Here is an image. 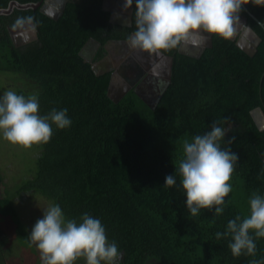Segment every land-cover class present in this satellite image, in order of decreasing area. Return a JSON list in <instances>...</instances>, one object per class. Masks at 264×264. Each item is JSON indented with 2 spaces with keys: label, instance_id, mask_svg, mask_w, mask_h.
<instances>
[{
  "label": "trees",
  "instance_id": "1",
  "mask_svg": "<svg viewBox=\"0 0 264 264\" xmlns=\"http://www.w3.org/2000/svg\"><path fill=\"white\" fill-rule=\"evenodd\" d=\"M12 1L42 0H0V9ZM246 6L259 18L249 16L263 38L258 51L252 55L237 40L213 36V47L200 57L180 48L165 52L175 58L173 80L157 108L135 90L114 101L108 95L111 73L97 74L80 54L90 38L102 44L101 50L111 40L127 39L136 30L135 7L130 27L111 23L103 0L69 2L57 20L31 8L1 14L0 70L21 75L37 92L41 116L66 108L72 121L63 130L53 125L51 140L39 145L35 171L19 188V197L38 194L59 204L66 219L79 221L85 212L99 219L122 254L118 264H250L264 259V238L255 240L254 257H234L231 238L215 236L237 215H249L254 192L264 196V129L253 116L256 108L264 110V7ZM247 13L242 6L240 15ZM28 16L34 18L38 38L16 45L9 27ZM213 121L227 130L221 148L239 155L233 190L221 215L201 209L192 217L175 168L184 139L206 134ZM170 174L177 183L167 187ZM0 202V218L19 241L26 240L13 200Z\"/></svg>",
  "mask_w": 264,
  "mask_h": 264
},
{
  "label": "clouds",
  "instance_id": "2",
  "mask_svg": "<svg viewBox=\"0 0 264 264\" xmlns=\"http://www.w3.org/2000/svg\"><path fill=\"white\" fill-rule=\"evenodd\" d=\"M249 3L264 7V0H135L136 30L127 43L132 49L159 55L200 43L201 33L229 41L236 34L242 6ZM132 6L133 0L123 5L125 11ZM25 27L35 30L33 17H18L13 24L14 29ZM39 108L37 95L7 90L0 96V134L11 144L28 150L47 144L53 136V125L61 130L71 126L66 108H53L44 116ZM226 131L221 122L213 121L209 132L183 141V157L177 161L175 171L181 177L192 217L201 209H214L215 215H221L225 197L233 190L230 181L239 155L230 147L221 148ZM176 183L175 175L165 177V186ZM249 202L248 216L237 215L228 221L225 232L215 233L217 240L231 238L228 247L234 257H254L255 240L264 238V196L254 192ZM28 239L39 250L41 264H76L80 259L86 264H118L122 255L116 242L108 240L99 219L87 212L79 221L66 219L59 204L43 210V218L36 221ZM250 264H264V259H252Z\"/></svg>",
  "mask_w": 264,
  "mask_h": 264
},
{
  "label": "rangeland",
  "instance_id": "3",
  "mask_svg": "<svg viewBox=\"0 0 264 264\" xmlns=\"http://www.w3.org/2000/svg\"><path fill=\"white\" fill-rule=\"evenodd\" d=\"M30 29L25 27L12 32V35L30 33L28 38L34 37ZM108 48L113 54L117 55L120 52V45L115 42L109 43ZM154 55L147 53V57L152 56L150 58L152 61ZM140 57L145 58V55L142 53ZM31 88L21 75L12 71L0 70V96L7 90H14L17 94L25 96L37 95V92H33ZM38 154L39 146L34 145L31 149L25 150L18 145L11 144L0 134V170L4 177V181L0 183V200L5 198L13 200L24 226L22 227L27 230L26 240L20 239L19 241L16 231L0 218V264H41L39 250L30 242L28 236L36 221L43 218V210L53 203L38 194L25 196L23 199L18 194L24 180L35 171ZM6 189L8 190L5 192ZM3 209L0 202V212Z\"/></svg>",
  "mask_w": 264,
  "mask_h": 264
},
{
  "label": "water",
  "instance_id": "4",
  "mask_svg": "<svg viewBox=\"0 0 264 264\" xmlns=\"http://www.w3.org/2000/svg\"><path fill=\"white\" fill-rule=\"evenodd\" d=\"M63 1V0H62ZM51 0H42L39 3L36 4H20L16 1H13L10 3L9 7L7 9H1L0 10V15L1 14H9L13 12L15 8L17 9H40L41 12L45 13L49 17L53 19H59V17L63 14L65 11L66 5H67V0H64L61 5L58 7L59 10H55L57 6L53 9L51 6ZM245 10L255 17L256 19H259L256 15H254L246 5H243ZM104 11H109L107 8H105L104 5ZM264 24V23H263ZM246 27L245 32L243 33V36L241 39H238V44L240 47H242L244 50H246L250 54H254L255 51L258 50V45L260 42L263 40L262 36L250 25L248 24V18L240 15V22L236 26L238 34L242 30V26ZM15 30V29H14ZM31 30V33L34 35V38H38V33L37 29L35 27V30ZM20 35L19 33L15 34L13 37V40L16 45H20V43L17 41V37ZM201 42L197 44H192L189 43L183 47L180 48V51L182 53L195 56V57H200L202 53L204 52L205 48L207 47H213L214 45V37L210 35H206L201 33ZM246 36L253 37L255 39L254 44H250L249 41L246 40ZM33 38V37H31ZM238 36L236 38H233L234 40H237ZM32 40V39H29ZM28 40V41H29ZM97 40L94 38H90L86 44L82 47L80 54L83 57L86 56V51L88 48H90L92 45L96 44ZM95 53V52H94ZM94 53L92 54L91 58H89V61H92V58L94 56ZM174 61L175 58L172 55H169L165 52L160 53L159 55H156L155 57V63L152 65V68L148 70V75L147 77L140 83H135L134 86L125 83V87H122V83L125 82L123 77L117 73L116 71H113L111 73V78L109 82V87H108V95L113 98L114 101L119 102L122 100L130 90L135 87V92L152 108H157L162 96L170 86L172 80H173V68H174ZM115 65L110 64L108 67L105 66L103 69H95L94 70L97 74H102L105 72H109L113 70ZM160 83H156V81H161ZM253 116L257 122V124L264 129V110L261 107L256 108L253 111Z\"/></svg>",
  "mask_w": 264,
  "mask_h": 264
},
{
  "label": "flooded vegetation",
  "instance_id": "5",
  "mask_svg": "<svg viewBox=\"0 0 264 264\" xmlns=\"http://www.w3.org/2000/svg\"><path fill=\"white\" fill-rule=\"evenodd\" d=\"M63 1L62 0H51L50 6L53 9L57 6V8L55 10H59L58 7L61 5V3ZM72 1L77 2L80 0H67V4L69 2H72ZM103 2H104L105 7L109 10L107 12H111V14H110L111 23L116 24V25H120V27L133 26V23H134L133 11H134V7H135L134 3H133V6L131 9H128L127 11H125L123 5L125 4L126 0H113L111 2L109 0H107V1L103 0ZM103 8H104V6H103ZM16 9L17 8H15L13 10V12ZM242 16L247 17L248 18V24H250L249 23L250 14L247 13V15H242ZM9 29H10L11 35H12V32H14V31L16 32L19 30V29L14 30L13 27H9ZM245 30H246V27L243 25L242 30L238 34H235L234 38H236L238 36L237 41L239 38L241 39ZM236 32H237V29H236ZM28 34L27 35H23V34L18 35L17 41L20 43V45L26 44L28 42H31V41L37 39L34 37L28 38V36H30V33H28ZM203 34L209 35L208 33H203ZM210 36H212V35H210ZM245 38L247 41L250 42V44H254L255 39L253 37L246 36ZM29 39H32V40H29ZM127 39L111 40L104 45L103 50H101L102 44L97 41L96 44L92 45L90 48L87 49V51H86L87 57H84L85 60L90 62L92 64V67H94L95 69L101 70L105 66L108 67L110 64L115 65L113 70H111L109 72L112 73L113 71H116L117 73H119L123 77L125 82L122 83V87H125V85H126L125 83H128V84L134 86L135 83L142 82L147 77V75H148L147 72L149 69H151V65L154 64V60L156 57V55H155V57H153L154 60L152 61L150 59L152 56L147 57V53L130 48L129 44L127 43ZM111 42H115L116 44L120 45V49H119L120 52L117 55L113 54L111 52V50L108 48V44ZM261 42H260V44H261ZM259 45H258V47H259ZM257 51H255V53ZM93 53H94V56L92 58V61H89L88 59L91 58ZM142 53L145 55V58L140 57V55ZM147 63L148 64L150 63V64L148 65ZM105 73H108V72H105ZM160 82H162V80L156 81V83H160ZM136 86L137 85H135V87ZM135 87H133V89L130 90L129 92L133 91L135 89Z\"/></svg>",
  "mask_w": 264,
  "mask_h": 264
},
{
  "label": "crops",
  "instance_id": "6",
  "mask_svg": "<svg viewBox=\"0 0 264 264\" xmlns=\"http://www.w3.org/2000/svg\"><path fill=\"white\" fill-rule=\"evenodd\" d=\"M106 1H107V0H106ZM109 1L111 2V1H113V0H109ZM16 2H17V1H16ZM105 3H106V2H105ZM103 6H104V2H103ZM107 7H108V6H107ZM105 8H106V7H105ZM0 10H1V9H0ZM20 10H21V9H20ZM11 13H12V12H11ZM26 34H27V33H26ZM26 34H25V35H26ZM154 57H155V55H154ZM154 63H155V60H154ZM152 65H153V64H152ZM152 65H151V68H152Z\"/></svg>",
  "mask_w": 264,
  "mask_h": 264
}]
</instances>
